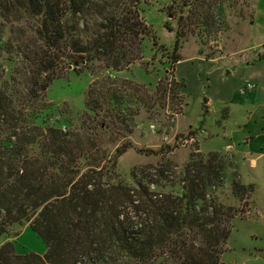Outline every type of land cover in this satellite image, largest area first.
<instances>
[{
	"label": "trees",
	"instance_id": "1",
	"mask_svg": "<svg viewBox=\"0 0 264 264\" xmlns=\"http://www.w3.org/2000/svg\"><path fill=\"white\" fill-rule=\"evenodd\" d=\"M216 1L183 0L187 15L175 39L189 22L211 27ZM137 2L0 0V237L12 224H26L45 246L42 256L17 255L3 243L0 264H223L236 211L210 196L223 179L221 155L191 153L177 172L167 160L135 167L125 184L115 165L128 147L108 155L28 122L67 69L121 72L142 59L151 31ZM2 56L13 63L7 77ZM175 183L179 193L163 190ZM252 191L231 184L240 202Z\"/></svg>",
	"mask_w": 264,
	"mask_h": 264
},
{
	"label": "rangeland",
	"instance_id": "2",
	"mask_svg": "<svg viewBox=\"0 0 264 264\" xmlns=\"http://www.w3.org/2000/svg\"><path fill=\"white\" fill-rule=\"evenodd\" d=\"M182 1L138 0L135 9L151 31L141 44L142 59L121 72L67 69L50 83L28 122L67 132L108 155L117 147H128L115 165V175L125 184H131L135 167L167 160L177 172L191 153L221 155L223 179L210 196L236 214L220 261L264 264V208L255 210L252 193L240 202L231 192L232 182L243 185L239 174L244 181L256 177L264 189V168L244 163L237 167L227 133L229 113L241 106L235 101L255 85L242 81L234 88L235 101L218 100L233 85L237 68L264 56V0H217L208 11L211 27L189 22L176 40L178 20L187 15ZM174 57L178 60L173 63ZM1 64L7 77L13 63L2 56ZM179 64L187 65L184 77L176 73ZM243 186L253 189L251 184ZM163 190L179 193L176 183ZM254 200L262 204L259 191ZM6 242L17 255L45 252L41 239L26 224H12L0 237V245Z\"/></svg>",
	"mask_w": 264,
	"mask_h": 264
},
{
	"label": "crops",
	"instance_id": "3",
	"mask_svg": "<svg viewBox=\"0 0 264 264\" xmlns=\"http://www.w3.org/2000/svg\"><path fill=\"white\" fill-rule=\"evenodd\" d=\"M186 64H179L176 73L184 77ZM240 72L235 76L231 87L225 89L223 96L219 97V103L235 101L237 96L233 93L235 86L243 82H252L255 88L248 93L244 101L237 99L240 109L231 111L227 122V133L230 138L229 151L233 154L236 164L244 163L249 167L264 168V56L260 54L253 64H246L244 68H237ZM236 82V83H235ZM229 91L227 94L226 92ZM227 149V148H226ZM238 170V169H237ZM239 174V171H238ZM243 185L253 186L252 201L255 210L264 208V189L257 183L256 177L249 176L247 180L241 179ZM257 191L261 194L262 204L255 202ZM257 207V208H256ZM261 249V247H257ZM264 252V249H261ZM264 256V254H263Z\"/></svg>",
	"mask_w": 264,
	"mask_h": 264
}]
</instances>
